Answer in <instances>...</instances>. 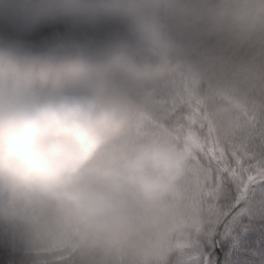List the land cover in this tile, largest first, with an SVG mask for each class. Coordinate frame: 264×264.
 Returning <instances> with one entry per match:
<instances>
[{
    "label": "clouds",
    "instance_id": "1",
    "mask_svg": "<svg viewBox=\"0 0 264 264\" xmlns=\"http://www.w3.org/2000/svg\"><path fill=\"white\" fill-rule=\"evenodd\" d=\"M36 15L103 18L117 34L40 67L0 43V218L28 231L60 220L85 249L119 247L147 210H165L196 144L146 140L88 183L93 161L156 107L157 86L209 74V41L264 36V0H44Z\"/></svg>",
    "mask_w": 264,
    "mask_h": 264
},
{
    "label": "trees",
    "instance_id": "2",
    "mask_svg": "<svg viewBox=\"0 0 264 264\" xmlns=\"http://www.w3.org/2000/svg\"><path fill=\"white\" fill-rule=\"evenodd\" d=\"M42 3L44 0H0V43H21L20 55L29 58L37 67L64 64L65 59L79 55L80 50L75 45L68 47L63 41L56 39L58 33L64 34L63 30L70 29L69 26L37 17L36 13ZM14 25L22 26L21 30H16ZM24 49L29 51L26 55ZM207 49V56L212 63L209 74L198 83L184 80L187 97L200 106L206 121L217 123L218 117L224 116L234 119L239 114L257 108L264 101V36L257 35L244 43L213 40L208 42ZM155 104L153 111L145 114L152 121L162 119L166 113L163 105L157 102ZM141 119L142 117L137 121ZM168 123L166 120L162 121V124ZM186 137L187 135L183 138ZM104 158L105 149L93 161L91 171L85 178L88 183H96L102 179L101 173L105 170ZM113 167L115 164H110V168ZM214 191L211 187L208 198H214ZM235 195L236 188L229 183L220 198L222 208L231 210L234 207ZM249 205L250 203L245 204L244 214L239 210L235 212L234 217L229 220L227 235L220 237L223 253L220 264H264V214H255ZM212 207L211 203L207 205V209ZM202 216L205 228L220 219V216H215L214 211ZM182 220H185L182 222L184 227L180 226ZM182 220L177 222L178 226L171 223L167 225L164 236L170 239L173 246L176 245L177 239L183 237L179 230L189 229L195 222L189 215L183 216ZM197 225L198 228L201 227L200 223ZM72 235L71 227L60 220L28 231L20 220L9 222L0 218V264H31L34 255L32 253L61 246ZM184 249L188 248L179 246L173 249L166 261L160 263L165 256L161 249L155 248L147 253L144 264H177ZM88 250L82 247L64 260H48L46 264L119 263L113 256L112 247L104 251ZM209 255L211 264H215L217 252L212 250ZM48 257L44 256L42 259Z\"/></svg>",
    "mask_w": 264,
    "mask_h": 264
},
{
    "label": "rangeland",
    "instance_id": "3",
    "mask_svg": "<svg viewBox=\"0 0 264 264\" xmlns=\"http://www.w3.org/2000/svg\"><path fill=\"white\" fill-rule=\"evenodd\" d=\"M65 25L69 26L70 29H64V34L58 33L56 36L57 38H55L59 42L63 41L68 47L77 46L78 50H80V54L83 46L89 42L101 45L111 41L117 34V26L103 18L89 20L80 27H75L66 23ZM62 35H66L67 37H62ZM28 52L27 49H24V55ZM77 54H79L78 51ZM80 54L68 57L64 60V63L76 62L80 58ZM153 95L155 102L165 107L166 113L182 111L185 116L191 115L197 121V124L207 122L206 117L204 118L202 114L200 106L187 97L183 79L169 80L160 84L156 87ZM163 117L162 119L160 118L152 121L148 118V115H144L141 120L136 121L125 135L111 143L122 155L128 151H132L139 143L162 137L170 138L176 142L182 140V145L190 141H194L196 144V147L189 152L184 172L181 176L182 180L179 179L175 193L169 198L165 210L163 212L147 210L144 214L142 223L133 229L127 240L119 247H112L113 256L119 262L118 264H144L147 253L155 248H159L163 251V256H165V258L163 257L160 263H164L170 252L173 249H177L179 246L188 248L184 249L183 254L179 256L177 264H183V261L191 259L192 254L198 252L199 247L201 250L208 249L205 255H209L210 251L215 248L214 228L216 227L213 225L205 228L202 222V215L210 214L218 207L215 199V191L214 198H211V196L208 198L210 195V188L208 186L210 185L194 177L190 172V160L198 147V133L192 130V132L190 131L185 134V136L187 135L185 139H178L175 122L162 124V121L165 120ZM218 119H220V117H218ZM211 123L214 122L211 121ZM236 193L237 200L239 197L237 189ZM245 197H247V193ZM248 202L250 203L249 207L252 212L260 215L264 214V183H260L252 189ZM202 203L205 209H201ZM210 203L213 207L212 209H207V205ZM218 210L220 212L219 207ZM240 212L244 214L245 211L241 210ZM185 215H189V218L192 221L195 220V222L189 229L179 230V234L182 233L183 237L182 239H177L176 245L173 246L170 239L164 236L167 225L171 223L178 226L177 222H180ZM182 222H185V220L180 222V226L184 225ZM197 223H200L202 227L198 228ZM228 229V227L223 229L222 233L224 236L227 235ZM153 238L159 239L155 240ZM71 239H73V236L69 240ZM80 248H82V246L75 239L72 244L60 248L38 251L34 253L31 264H46L48 260L65 259ZM90 250L91 249L88 251ZM44 256L49 257L42 259Z\"/></svg>",
    "mask_w": 264,
    "mask_h": 264
},
{
    "label": "snow or ice",
    "instance_id": "4",
    "mask_svg": "<svg viewBox=\"0 0 264 264\" xmlns=\"http://www.w3.org/2000/svg\"><path fill=\"white\" fill-rule=\"evenodd\" d=\"M168 122H175L178 139L196 130L198 147L190 160V172L215 190L216 203L220 209L221 221L227 223L239 208L248 189L264 183V101L250 111L234 119L221 117L217 123L197 121L184 113H165ZM231 183L239 192L233 211L222 208L220 198L226 186ZM208 249L192 254L183 264H211Z\"/></svg>",
    "mask_w": 264,
    "mask_h": 264
},
{
    "label": "water",
    "instance_id": "5",
    "mask_svg": "<svg viewBox=\"0 0 264 264\" xmlns=\"http://www.w3.org/2000/svg\"><path fill=\"white\" fill-rule=\"evenodd\" d=\"M217 239H218V234H217V236H216V244H217V248H218V250H219V245H218V243H217Z\"/></svg>",
    "mask_w": 264,
    "mask_h": 264
}]
</instances>
